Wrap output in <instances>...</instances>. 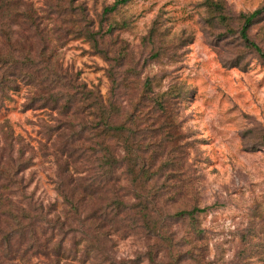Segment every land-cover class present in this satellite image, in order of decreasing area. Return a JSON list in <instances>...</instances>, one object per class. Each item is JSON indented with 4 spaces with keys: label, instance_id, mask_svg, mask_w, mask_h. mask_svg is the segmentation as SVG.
<instances>
[{
    "label": "rangeland",
    "instance_id": "1",
    "mask_svg": "<svg viewBox=\"0 0 264 264\" xmlns=\"http://www.w3.org/2000/svg\"><path fill=\"white\" fill-rule=\"evenodd\" d=\"M23 1L36 14L38 29L16 28V44L28 47L30 42L38 56L45 50L62 75L99 90L107 102L111 99L122 121L138 110L155 112L157 100L172 114L173 140L163 145L169 158L162 153L155 164L161 174L173 170L188 188L178 206L207 210L200 221L213 264H264V63L237 33L239 16L259 9L264 0H132L110 15L104 11L115 0H74L65 10L60 0ZM212 4L224 7L226 25ZM106 20L117 24L112 34L105 33ZM82 30H101L105 37H97L96 45L78 35ZM249 37L264 51V21L251 27ZM110 74L117 77L115 95ZM37 92L22 86L0 101V169L10 170L16 160L19 136L26 156L33 158L25 176L30 181L27 193L44 212L37 225L40 239L42 231L55 241L63 239L70 255L59 262L37 255L28 264H112L105 257L80 262V227L56 189V150L48 145L43 157L39 148L41 141L47 143V127L79 123L33 101ZM165 123L160 117L157 128ZM169 159L171 166L165 164ZM177 184L164 176L156 181L157 188ZM165 210L173 214L175 207ZM50 225L58 229L51 232ZM171 230L176 241L186 234L181 223ZM113 243L108 258L114 264H134L152 241L139 234L114 236Z\"/></svg>",
    "mask_w": 264,
    "mask_h": 264
},
{
    "label": "trees",
    "instance_id": "2",
    "mask_svg": "<svg viewBox=\"0 0 264 264\" xmlns=\"http://www.w3.org/2000/svg\"><path fill=\"white\" fill-rule=\"evenodd\" d=\"M60 1L66 4L61 6L62 10L74 2ZM130 1L115 0L104 14L115 13ZM212 6L219 13L220 23L226 25L224 7L221 4ZM58 15L62 16V13L58 12ZM36 18L23 0H0V101L7 100L22 86L33 87L38 89L33 101L64 116H73L79 123V126L70 125V128L67 124L47 127V143L41 141L39 148L43 157L48 155V145L56 150L59 166L56 189L80 227L82 237L76 244L80 262L105 257L114 264L107 251V248L115 247L113 237L125 239L140 234L152 243L145 254L133 261L134 264L144 261L157 264L162 262L159 260H165V264L187 261L213 264L200 221L201 214L207 210L197 206H178L188 194V188L182 186L173 170L161 174L162 168L155 164L162 160V153L167 155L163 149L165 142L173 140L176 123L172 114H168L164 103L157 100L154 102L158 107L155 112L149 110L143 114L138 110L120 120L119 108L111 103V99L107 102L99 90L88 89L62 75L45 50L38 56L33 54L34 47L30 42H27L28 47L19 41L16 44V28L29 26L38 29ZM238 20L240 39L264 63V51L249 37L251 27L264 21V5L250 14H241ZM115 26L117 24L108 20L105 33L112 34ZM100 31L82 30L78 35L97 45V37H105ZM110 80L112 95H115L117 77L110 74ZM149 85L146 81L145 87ZM160 117L167 124L157 128ZM17 141L20 147L10 170L0 169V264H28L37 255L62 261L70 255L64 247V240L55 241L44 231L41 233L44 240L40 239L37 225L43 222L44 212L36 209L32 195L27 193L30 181L25 176L33 165V158L26 156L19 136ZM169 155L170 152L165 160ZM165 164L171 166L173 160L169 159ZM161 175L166 180L176 181L177 186L157 188L156 181L163 177ZM102 199L109 202L97 208L95 203ZM24 202L29 208L23 205ZM170 207H175L173 214L166 213L165 209ZM32 209L39 212L32 213ZM175 223L186 226V234L179 241L175 240V233L171 230ZM50 227L51 232L58 229L57 226ZM59 230L63 231V224ZM181 247L185 251H181Z\"/></svg>",
    "mask_w": 264,
    "mask_h": 264
}]
</instances>
